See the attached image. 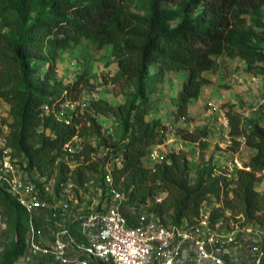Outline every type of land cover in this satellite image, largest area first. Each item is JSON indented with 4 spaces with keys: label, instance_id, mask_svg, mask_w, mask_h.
<instances>
[{
    "label": "trees",
    "instance_id": "obj_1",
    "mask_svg": "<svg viewBox=\"0 0 264 264\" xmlns=\"http://www.w3.org/2000/svg\"><path fill=\"white\" fill-rule=\"evenodd\" d=\"M142 1L145 10L136 12ZM263 14L264 0H0V98L10 105L13 116L8 146L24 155L29 171L52 177L60 168L59 190L69 175L60 161L66 144L75 137H98L106 143L97 116L112 117L120 121L125 135L122 144L112 148L113 155L122 158L113 174L117 187L128 196L124 212L129 225H139L143 210L162 216L172 209L173 224L193 223L209 191L203 190V182L191 186L189 156L171 152L153 166L145 164L165 138L159 134V122L147 119L150 94L164 76L185 72L187 78L178 88L168 121L173 126L189 122L190 107L202 93L205 74L218 67V57H239L250 66L264 63ZM84 41L112 47L118 77L135 86L134 98L118 106L106 100L92 101L82 113L79 107L67 124L56 113L65 101H80L89 81L80 77L56 89L51 85L56 77L52 66L44 81L36 84L32 59L43 55L46 44L57 53ZM156 64L157 72H153ZM228 116L231 136L241 135L239 116ZM169 125L162 126V131ZM179 133L184 140L197 141L187 130ZM88 140L74 153L80 165L70 172L82 187L88 175H98L102 181L110 161H95V148ZM248 145L257 150L259 163L264 157V128L254 126ZM253 169L236 172L232 196L226 192L223 210H231L245 223L264 225V194L255 189ZM219 184L217 180L212 190ZM215 193L219 198L220 190ZM0 206L14 234L0 264H17L26 250L22 241L29 229V222L26 229L23 222L27 212L1 187ZM212 221H217L214 212Z\"/></svg>",
    "mask_w": 264,
    "mask_h": 264
},
{
    "label": "built area",
    "instance_id": "obj_2",
    "mask_svg": "<svg viewBox=\"0 0 264 264\" xmlns=\"http://www.w3.org/2000/svg\"><path fill=\"white\" fill-rule=\"evenodd\" d=\"M230 82L235 85L237 81ZM258 82L253 77L249 84ZM77 105L81 104L65 101L57 117L70 124ZM224 126L230 128L226 118ZM248 133L239 139L241 143H246ZM77 139L66 144L64 150ZM112 157L102 181L87 184L82 191L69 175L57 190L53 176L29 171L27 160L13 148L1 149L0 187L29 215L24 241L33 264H264V225L245 223L240 217L241 228L224 232L222 221L213 223L208 201L193 223L184 220L163 225L158 216L141 213L139 225L131 227L124 212L128 196L117 187L113 174L122 158ZM161 158L156 146L148 162L153 166ZM239 170L250 168L243 167L235 157L219 175L232 178ZM43 213L45 216L40 217ZM7 228L8 218L0 206V238Z\"/></svg>",
    "mask_w": 264,
    "mask_h": 264
},
{
    "label": "rangeland",
    "instance_id": "obj_3",
    "mask_svg": "<svg viewBox=\"0 0 264 264\" xmlns=\"http://www.w3.org/2000/svg\"><path fill=\"white\" fill-rule=\"evenodd\" d=\"M146 4L140 2L136 7V12H143ZM264 20V14H263ZM264 49V41L261 44ZM33 66L37 68L34 75L35 83L43 82L50 67L54 66L56 77L51 81L52 87L56 89L65 88L80 77H84L90 83L78 101L81 105L79 113L84 112L88 104L96 100H106L113 105H122L131 102L134 98L135 86L129 85L118 77V63L113 55L110 46L100 47L91 41H84L80 45H70L69 47L55 53L51 46L46 44V49L42 56L33 57ZM153 72H157V64L153 67ZM253 77L258 78V84H249ZM185 72L166 75L162 80H158L154 90L150 94L151 103L147 119L159 122V134H164V143L159 146L161 159L164 160L171 152H184L189 156L190 164V184L193 188L198 187L203 182V190L209 191L208 202L215 213L217 221H222L224 232H233L241 228L243 219L236 216L231 210H223L226 192L232 196L233 183L238 175L232 178L221 177L219 174L223 166L238 157L243 167L250 166V171L255 168L256 182L255 189L264 194V157L260 162H256L257 150L248 145V140L254 130V126L264 128V63L256 62L253 65L247 64L239 57L220 56L218 57V67L205 74L206 84L200 97L194 101L190 107V121L186 124L172 125V120L168 121L173 114L174 101L178 95V88L186 80ZM235 79V85H231V80ZM86 100V101H85ZM85 101V105L84 102ZM63 104V103H62ZM78 105L75 114L78 112ZM229 114L239 116L242 134L231 136V128L226 129L224 119L229 121ZM98 122L102 125V134L106 143L100 141L98 137L88 139H77L72 142L70 148L60 158L65 164V174L71 175L79 165V160L74 153L82 149L83 142L87 140L95 148L92 154L95 161L111 160L113 147L122 144L125 136L119 120L112 117L97 116ZM13 122L10 105L0 98V153L3 147L8 146V139L11 136L10 125ZM166 131H162V126L168 125ZM180 130H187L193 133L197 141L190 142L184 140L179 133ZM247 135L246 143L239 141L243 134ZM199 149V152L198 150ZM79 150V151H76ZM21 158L24 155L19 154ZM146 166H152L146 163ZM60 170V168L58 169ZM56 171L53 175L55 188L58 185L61 174ZM248 171V172H250ZM68 175V176H69ZM226 178L228 181H225ZM99 181V176L88 175L83 187L76 183L79 190L85 191L87 184L94 185ZM220 182L216 189L212 190L213 184ZM229 182L226 187L224 184ZM220 190L218 198L215 192ZM214 192V193H213ZM164 194L160 195V198ZM143 210L141 213H145ZM40 217L45 214H40ZM173 209L158 216L163 225L173 224ZM29 215L24 216V229L27 228ZM13 232L7 228L0 238V257L9 248L13 240ZM25 241H22L24 244ZM21 264H33L29 260L28 251L25 250L21 258Z\"/></svg>",
    "mask_w": 264,
    "mask_h": 264
}]
</instances>
